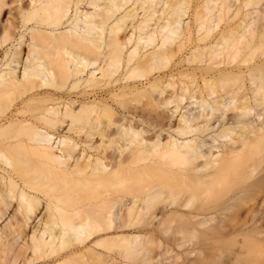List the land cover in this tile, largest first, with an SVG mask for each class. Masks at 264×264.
<instances>
[{"label": "bare ground", "instance_id": "6f19581e", "mask_svg": "<svg viewBox=\"0 0 264 264\" xmlns=\"http://www.w3.org/2000/svg\"><path fill=\"white\" fill-rule=\"evenodd\" d=\"M148 244L264 264V0H0V264Z\"/></svg>", "mask_w": 264, "mask_h": 264}, {"label": "rangeland", "instance_id": "374dc122", "mask_svg": "<svg viewBox=\"0 0 264 264\" xmlns=\"http://www.w3.org/2000/svg\"><path fill=\"white\" fill-rule=\"evenodd\" d=\"M7 17V14L5 15L4 19ZM163 235V234H162ZM190 246H188L189 248ZM164 246L163 245H152L148 244L146 246H142L141 248L138 247V250L132 253H129V256L126 258H123L120 264H142L144 260H146L148 257L154 255L155 253H161V259L163 263H174L177 264H196L193 257H186L184 255L178 257L177 252H180L183 249H188L187 245L186 247H174L173 252H167L164 253ZM222 262V261H221ZM221 262H214L210 264H221ZM175 263V264H176ZM225 263V262H224ZM223 263V264H224Z\"/></svg>", "mask_w": 264, "mask_h": 264}]
</instances>
